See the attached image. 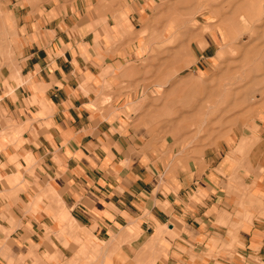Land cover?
Instances as JSON below:
<instances>
[{"label":"crops","instance_id":"0c3cea01","mask_svg":"<svg viewBox=\"0 0 264 264\" xmlns=\"http://www.w3.org/2000/svg\"><path fill=\"white\" fill-rule=\"evenodd\" d=\"M155 4L3 0L0 177L24 191L1 215L37 250L41 225L84 230L100 264H264V125L198 151L148 121L169 100L164 53L185 66L179 45L147 42ZM204 39L183 70L208 67ZM37 188L65 222L29 213Z\"/></svg>","mask_w":264,"mask_h":264},{"label":"rangeland","instance_id":"374dc122","mask_svg":"<svg viewBox=\"0 0 264 264\" xmlns=\"http://www.w3.org/2000/svg\"><path fill=\"white\" fill-rule=\"evenodd\" d=\"M2 4L0 0V26ZM149 23L147 42L179 45L185 66L177 67L175 53H164L163 66L170 77L164 92L169 100L160 103L165 116L148 121L172 127V138L179 146L198 151L249 133L256 129V122L264 125V0H156ZM204 37L213 43L208 67L195 73L183 70L193 61V48L207 44ZM159 59L155 61L160 69ZM16 169L24 171L20 165ZM19 179L17 175L0 177V264H100L103 245L68 223L60 231L41 225L47 239L44 249L20 246L19 233H30L28 222L23 221L25 225L13 232L11 223L1 215L19 201L24 191ZM35 191L39 196L28 206L29 213L50 215L54 224L65 222L58 203L41 189ZM40 223L48 225L50 220ZM154 241L152 235L148 244Z\"/></svg>","mask_w":264,"mask_h":264}]
</instances>
